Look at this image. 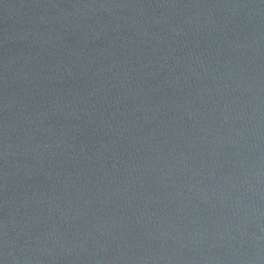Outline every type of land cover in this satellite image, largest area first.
I'll return each instance as SVG.
<instances>
[{
  "label": "water",
  "instance_id": "water-1",
  "mask_svg": "<svg viewBox=\"0 0 264 264\" xmlns=\"http://www.w3.org/2000/svg\"><path fill=\"white\" fill-rule=\"evenodd\" d=\"M0 264H264V0H0Z\"/></svg>",
  "mask_w": 264,
  "mask_h": 264
}]
</instances>
